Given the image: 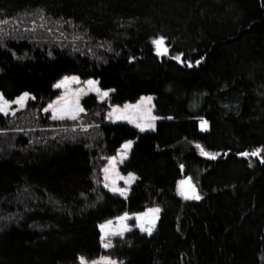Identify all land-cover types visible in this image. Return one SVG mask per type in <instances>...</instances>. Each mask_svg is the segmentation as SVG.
Returning <instances> with one entry per match:
<instances>
[{
    "label": "trees",
    "instance_id": "16d2710c",
    "mask_svg": "<svg viewBox=\"0 0 264 264\" xmlns=\"http://www.w3.org/2000/svg\"><path fill=\"white\" fill-rule=\"evenodd\" d=\"M3 21L40 27L0 41V93L34 97L0 114V264H264V163L238 155L264 147V0H0ZM157 36L168 55H156ZM70 75L111 90L108 102L83 99L95 128L76 134L31 119ZM146 95L154 130L104 124L109 106ZM129 140L120 172L136 181L122 198L101 169ZM188 177L200 200L179 196ZM152 207L151 235L133 229L101 246V223Z\"/></svg>",
    "mask_w": 264,
    "mask_h": 264
},
{
    "label": "snow or ice",
    "instance_id": "6c2138e0",
    "mask_svg": "<svg viewBox=\"0 0 264 264\" xmlns=\"http://www.w3.org/2000/svg\"><path fill=\"white\" fill-rule=\"evenodd\" d=\"M43 19V17H41ZM3 23H7V21H3ZM152 44L155 48V53L157 56H165L169 54V49L166 44V37L164 36H157L152 40ZM51 54V53H50ZM183 53H180L174 57L177 62L179 63H187V66L191 68L193 65L190 61L186 62L182 59ZM134 59V58H133ZM200 60L196 61L198 65ZM70 81H78V77H64L61 81L57 82L54 87L56 88H63L66 87L67 83ZM85 83L89 85V91H95L99 98L103 100L105 97L109 95V91L111 90H102L101 88L97 87V81L95 80H88ZM30 94L28 92L22 93L19 97L15 98V100H9L5 98V96L0 93V113L4 115H8L9 112L15 115V109L12 108V105H16L17 108L26 107L27 100L29 99ZM34 99V97H32ZM151 97H141V101L137 102L136 105H128L125 104L123 109H120L117 106L112 107V111L108 113V118L112 119L115 118L117 120H127L130 123H135V126L140 129V131H144L145 129H154V123L158 117L151 115V109L144 110L141 107V102L143 101H151ZM57 101H63V103L58 104ZM57 101L50 103L44 111H48L49 109L52 112V118L58 120H64L65 118L71 119L73 121H77L80 118V114L83 113L85 110L79 106L78 101L73 105L71 102L67 101L65 97H58ZM168 119H172V117H168ZM208 125V121L201 118V129L206 130ZM83 131H86L87 128L81 126ZM75 130V129H73ZM132 141H126L121 148L124 150L122 152H118L120 156V163L127 158L128 150H130L132 146ZM197 148L200 149V154L206 156L210 159H215L220 153L208 152L204 149L203 146L197 144ZM264 147H258L251 152L245 151L238 153V155L243 157H258L261 163H264ZM109 166L103 169L105 173L104 179L105 184L104 187L109 189V191L118 193L121 196L126 197L128 188H122L117 186V179H123L125 184L130 185L132 181L136 179L134 173L129 172L127 177L119 176V173L116 172V163L117 158L115 156L109 157ZM184 166L181 165V168ZM110 173H115V178L110 176ZM107 181H111L110 183ZM178 194L181 195L184 199L190 200H200L201 196L199 195L195 184L192 182V178L188 177L184 180L178 182ZM160 212L159 208H152L148 209L147 212L144 213H134L137 220V226L139 227L141 232H146L148 235H151L153 230L156 226V220L159 218L158 214ZM129 219V214L126 212L122 216H118L115 220L118 224L114 225L112 220L105 221L104 223L99 225V229L101 232L100 241L101 246L105 249L112 247V241L107 239L108 236H116L119 235L123 237L124 233L129 230V227L126 221ZM79 264H123V261H118L110 256H102L96 260L88 261L87 258L84 256L77 257Z\"/></svg>",
    "mask_w": 264,
    "mask_h": 264
},
{
    "label": "rangeland",
    "instance_id": "374dc122",
    "mask_svg": "<svg viewBox=\"0 0 264 264\" xmlns=\"http://www.w3.org/2000/svg\"><path fill=\"white\" fill-rule=\"evenodd\" d=\"M39 28L40 27V24L38 25H35V23H31V24H23L22 22L19 23V22H12L11 24H8V23H1L0 24V41L1 39H7V38H26V35L25 33L26 32H29V31H34V27ZM27 34V33H26ZM56 36L60 37V35H58V33H56ZM3 42V41H1ZM76 45H80V43L78 42H74ZM56 45V44H55ZM63 45V43H62ZM64 46V45H63ZM65 47V46H64ZM75 75H70V76H67V77H73ZM66 77V76H64ZM64 77H62L61 79H59L57 82L61 81ZM75 77H78V76H75ZM88 80H93V79H87V80H82L78 77V81H70L67 83L66 87H63V88H56L54 87L55 89H58L59 91V94L58 96L52 100L50 103L54 102V101H57V98L58 97H65L67 101L71 102L73 105H75V103L78 101L79 103V106L83 108V105H82V101L85 97L89 96V95H94L99 102H108V98H109V95H110V91H109V95L107 97H105L103 100H101L98 96V94L95 92V91H89V85L87 83H85L86 81ZM96 81V80H95ZM57 82L54 84L56 85ZM97 87H99L98 85V82H97ZM100 88V87H99ZM142 97H151V101H143L141 102V107L142 109L144 110H147V109H151V115H154V112H153V96H150V95H146V96H142ZM32 99V96L30 95L29 99L27 100V103ZM15 100V99H14ZM141 101V98L137 101V102H140ZM137 102L135 103H127L128 105H136ZM26 103V105H27ZM48 103L45 108H47V106L50 104ZM58 104L60 103H63V101H57ZM112 107L113 106H109L106 114L104 115V124H128L130 125L131 127L137 129L140 133H144V132H148V131H152L154 129H145L144 131H140L139 128H137L135 126V123H130L128 122L127 120H117L115 118H112V119H109L108 118V113L110 111H112ZM119 107L120 109H123L124 108V105L123 106H117ZM12 108L15 109V115L18 113V112H21L23 111L26 107H23V108H17L16 105H12ZM43 108L40 112H35L34 113V116L31 118L33 120H36L38 119L41 115L44 116V115H48V118L50 119L51 122H55V124H59L60 128H59V132H64V133H72V134H76L78 132H81L83 131L81 126H84L87 128V130H90L92 129L95 125H91V124H88L87 122V118H86V112L84 111L83 113L80 114V118L77 120V121H73L71 119H67L65 118L64 120H58V119H53L52 118V112L51 110L49 109L48 111H44ZM2 114V113H0ZM4 115V114H2ZM15 115L11 114V112H9L8 115H4V116H9V117H15ZM155 116V115H154ZM159 121V119H156L155 121H153L154 123V126L156 125V123ZM30 124V123H29ZM33 123H31L30 125H32ZM35 125V124H34ZM199 127L201 129V122L199 123ZM95 128V127H94ZM155 128V127H154ZM75 129V130H73ZM86 130V131H87ZM202 130V129H201ZM37 133V132H36ZM133 142V141H132ZM133 145V143H132ZM132 148V146H131ZM130 148V150H131ZM130 150H128V155H127V158L129 157V152ZM124 151L122 148H120L118 150V152H122ZM118 152L114 155L116 158H117V163H116V172L119 173V176L121 177H127V175H123L121 172H120V166L123 164V162L126 159H124V161L122 163H120V156L118 155ZM112 157V156H111ZM109 166V161H108V158L106 159V162L105 164L103 165L102 169H101V181H102V184L104 186L105 184V179H104V176H105V173L103 172V169L105 167ZM110 176L112 178H115V173H110ZM136 179L134 181L131 182L130 185L128 184H125L124 180L123 179H117V186L118 187H122V188H128V192H127V196L124 197V196H121L119 195L118 193H113L111 192L112 194L114 195H117V196H120L122 198H127L128 195H129V191H130V188L131 186L135 183ZM107 182H111V181H107ZM107 189V188H106ZM109 190V189H108ZM181 198H183L181 195H179ZM184 199V198H183ZM186 200V199H184ZM190 200H195V199H190ZM152 208H158V207H152ZM152 208H148V209H152ZM145 210L144 212H147L148 211ZM144 212H140V213H144ZM129 214V219L126 221L128 227H129V230L126 231L123 235L126 236L127 234H129L133 229H137L138 231H140L139 227L137 226V220L135 218V216L133 215L134 213H128ZM123 215V214H122ZM120 215V216H122ZM158 216H160V212L158 214ZM118 217V216H117ZM116 218V217H115ZM115 218L113 219H110L113 221V224L116 225L118 224V222L115 220ZM159 219V218H158ZM158 219L156 220V224H157V221ZM108 221V220H107ZM104 223V222H103ZM102 224V223H101ZM156 227V226H155ZM100 230V229H99ZM154 231V230H153ZM141 232V231H140ZM101 233V232H100ZM141 233H144V234H147L146 232H141ZM117 238H122L121 236L119 235H116V236H108L107 239H110L112 241V244L114 242L115 239ZM105 249V248H104ZM102 257V256H100ZM98 257V258H100ZM96 258V259H98ZM94 259V260H96ZM91 261V260H90Z\"/></svg>",
    "mask_w": 264,
    "mask_h": 264
}]
</instances>
